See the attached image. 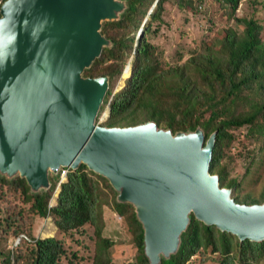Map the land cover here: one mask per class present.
Segmentation results:
<instances>
[{
  "label": "water",
  "instance_id": "1",
  "mask_svg": "<svg viewBox=\"0 0 264 264\" xmlns=\"http://www.w3.org/2000/svg\"><path fill=\"white\" fill-rule=\"evenodd\" d=\"M124 9L121 0H24L18 19L27 28L18 25L15 59L0 71V175L23 178L37 193L60 167L85 165L134 207L149 264L177 251L190 214L240 241L263 242L264 203H236L209 173L215 133L205 141L199 128L173 134L151 121L96 125L109 79L83 72L111 46L101 24ZM34 23L38 37L29 36Z\"/></svg>",
  "mask_w": 264,
  "mask_h": 264
},
{
  "label": "trees",
  "instance_id": "2",
  "mask_svg": "<svg viewBox=\"0 0 264 264\" xmlns=\"http://www.w3.org/2000/svg\"><path fill=\"white\" fill-rule=\"evenodd\" d=\"M121 1L125 9L118 20L101 24L100 33L111 46L103 48L101 55L83 72L84 77L109 79L98 116L105 106L109 114L101 127L125 128L151 121L157 128L173 134L194 132L199 128L205 141L215 133L209 173L218 177L221 188L237 189V181L228 178L227 167L222 163L225 151L234 141L233 132L245 128V136L264 148L263 27L252 18L236 17L241 0H211L225 11L228 27L187 60L167 63L163 50L150 43L146 35L152 23L161 21L165 3L194 13L193 1ZM146 17L149 22L141 36H131V32L139 31ZM231 20L240 24V32L229 26ZM128 63H131L130 75L124 86L114 93L113 87ZM49 183L48 189L34 193L25 179H7L0 175V200L6 188L29 205L32 217L51 218L62 235L82 234L85 226H90L94 238L92 264H111L109 251L113 243L103 236L104 210H111L121 217L131 235L134 264H149L144 254V231L135 209L129 203L117 201V193L107 179L81 164L76 169L69 168L61 183L58 173H50ZM58 186L55 204L51 206L49 201ZM231 197L238 204H262L264 186L258 197L239 196L234 192ZM3 208L0 207V228L5 229L3 225L10 227L12 215L5 214ZM22 214L20 209L17 215ZM28 234L29 237L24 234L25 238L18 237L17 249L12 257L11 253L5 255V264H61V259L67 258L61 238L35 239L30 231ZM197 256L212 264H261L264 241H240L237 236L206 225L190 214L177 251L168 259L161 258L159 264H188ZM77 259L76 253L71 252L66 264H74Z\"/></svg>",
  "mask_w": 264,
  "mask_h": 264
},
{
  "label": "rangeland",
  "instance_id": "3",
  "mask_svg": "<svg viewBox=\"0 0 264 264\" xmlns=\"http://www.w3.org/2000/svg\"><path fill=\"white\" fill-rule=\"evenodd\" d=\"M192 1L194 13L165 3L161 21L152 23L150 33L146 35L150 43L163 50V59L167 63L187 60L191 55L199 52L205 43H210L214 35L221 32L224 27H228L225 11L217 3L211 0ZM236 17L252 18L257 21L263 27L262 37L264 39V0H241ZM148 22L149 19L145 25H148ZM229 26L237 32L241 31L240 24L233 20L230 21ZM137 34L135 30L130 35L135 37ZM128 77L122 78L121 76L113 87L114 93L124 86V81ZM107 112L108 107L105 106L96 118V125L101 126L108 117ZM233 134L234 141L225 151L222 161L227 167L228 178L235 179L239 185L237 189L230 191L239 196L248 194L258 197L264 186V148H260L261 146L255 143L253 138L245 136V128L238 129ZM54 194L56 195V191L51 200L55 201ZM51 200L49 204L52 206L55 202L52 201V203ZM0 203V207H5L3 212L12 215L10 227L6 228L3 225L5 229L0 228V264H5L4 257L8 253H11L12 257L19 243L18 237L22 234L29 237V231L35 239L56 237L63 240L67 258H62L61 264H66L71 252H75L78 257L74 260V264H92L94 238L93 229L90 226H85L82 234L62 235L56 230L51 218L32 217L28 212L29 205L23 204L17 195L6 188L3 189ZM20 209L23 210L22 216L17 215ZM104 219L103 236L113 243L109 251L111 264H134L135 248L131 235L123 226L121 217L105 209ZM42 231L50 236H43ZM188 264H212V262L202 256H197L193 257Z\"/></svg>",
  "mask_w": 264,
  "mask_h": 264
},
{
  "label": "clouds",
  "instance_id": "4",
  "mask_svg": "<svg viewBox=\"0 0 264 264\" xmlns=\"http://www.w3.org/2000/svg\"><path fill=\"white\" fill-rule=\"evenodd\" d=\"M23 2L24 0H0V71L15 59L18 25L22 24L27 28L28 21L18 19ZM32 3H35V0H32ZM36 23L43 24L44 21L37 19ZM36 23L29 31L30 37H38Z\"/></svg>",
  "mask_w": 264,
  "mask_h": 264
},
{
  "label": "built area",
  "instance_id": "5",
  "mask_svg": "<svg viewBox=\"0 0 264 264\" xmlns=\"http://www.w3.org/2000/svg\"><path fill=\"white\" fill-rule=\"evenodd\" d=\"M69 171V168L68 167H60L58 170H57V173L59 174V183L61 182H64L65 179H66V175ZM21 237H24L23 235H21Z\"/></svg>",
  "mask_w": 264,
  "mask_h": 264
},
{
  "label": "bare ground",
  "instance_id": "6",
  "mask_svg": "<svg viewBox=\"0 0 264 264\" xmlns=\"http://www.w3.org/2000/svg\"><path fill=\"white\" fill-rule=\"evenodd\" d=\"M128 75H129V71L126 70L125 72H123L122 78H126V77H128ZM121 80H122V79H121ZM54 197H55V194H54L53 198H54ZM52 201L55 202L54 200H51V202H52ZM53 202H52V203H53ZM47 226H48V225H47ZM49 226H50V224H49ZM51 227H52V226H51ZM46 230H47V229H46ZM46 230H45V231H46ZM42 232H44V231H42ZM42 232H41V233H42ZM41 233H40V234H41ZM51 233L53 234V232H51ZM42 235H43V236H50V235L46 234L45 232H44Z\"/></svg>",
  "mask_w": 264,
  "mask_h": 264
},
{
  "label": "crops",
  "instance_id": "7",
  "mask_svg": "<svg viewBox=\"0 0 264 264\" xmlns=\"http://www.w3.org/2000/svg\"><path fill=\"white\" fill-rule=\"evenodd\" d=\"M54 198H56V197H54Z\"/></svg>",
  "mask_w": 264,
  "mask_h": 264
}]
</instances>
